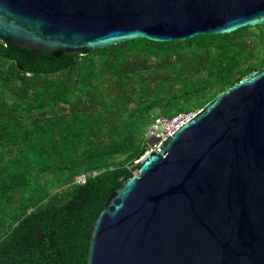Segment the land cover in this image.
<instances>
[{
    "label": "trees",
    "instance_id": "1",
    "mask_svg": "<svg viewBox=\"0 0 264 264\" xmlns=\"http://www.w3.org/2000/svg\"><path fill=\"white\" fill-rule=\"evenodd\" d=\"M263 67L261 26L59 58L0 41V264H86L93 221L136 171L153 119L198 112Z\"/></svg>",
    "mask_w": 264,
    "mask_h": 264
},
{
    "label": "water",
    "instance_id": "2",
    "mask_svg": "<svg viewBox=\"0 0 264 264\" xmlns=\"http://www.w3.org/2000/svg\"><path fill=\"white\" fill-rule=\"evenodd\" d=\"M264 28V0H0V41L53 58ZM107 199L86 264H264V67L219 93Z\"/></svg>",
    "mask_w": 264,
    "mask_h": 264
},
{
    "label": "built area",
    "instance_id": "3",
    "mask_svg": "<svg viewBox=\"0 0 264 264\" xmlns=\"http://www.w3.org/2000/svg\"><path fill=\"white\" fill-rule=\"evenodd\" d=\"M195 114L193 112H188L177 114L173 117H155L150 126L146 129L144 137L146 140L158 139L160 142L164 141L169 136L173 135V133H175L182 125L192 119ZM158 147L159 143H155L147 148V152H158ZM97 174V171L83 173L75 179V183L78 185H83L88 178L95 177Z\"/></svg>",
    "mask_w": 264,
    "mask_h": 264
},
{
    "label": "bare ground",
    "instance_id": "4",
    "mask_svg": "<svg viewBox=\"0 0 264 264\" xmlns=\"http://www.w3.org/2000/svg\"><path fill=\"white\" fill-rule=\"evenodd\" d=\"M190 120H191V119H190ZM94 171H95V170H94ZM91 172H92V171H91ZM86 173H87V172H86ZM79 176H80V175H79ZM79 176H78V177H79ZM76 178H77V177H76ZM76 178H75V179H76ZM88 179H89V178H88ZM75 184H76V183H75ZM77 185H78V184H77Z\"/></svg>",
    "mask_w": 264,
    "mask_h": 264
},
{
    "label": "rangeland",
    "instance_id": "5",
    "mask_svg": "<svg viewBox=\"0 0 264 264\" xmlns=\"http://www.w3.org/2000/svg\"><path fill=\"white\" fill-rule=\"evenodd\" d=\"M155 112H157V111H155ZM192 112H193L194 114L197 113L196 111H192Z\"/></svg>",
    "mask_w": 264,
    "mask_h": 264
}]
</instances>
